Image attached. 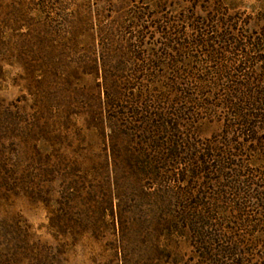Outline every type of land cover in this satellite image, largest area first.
Listing matches in <instances>:
<instances>
[{
  "label": "rangeland",
  "instance_id": "1",
  "mask_svg": "<svg viewBox=\"0 0 264 264\" xmlns=\"http://www.w3.org/2000/svg\"><path fill=\"white\" fill-rule=\"evenodd\" d=\"M248 85L264 90V0H0V264H208L201 192L209 236L243 240L224 262L264 264V209L240 227L226 182L184 181L227 133L240 180L264 172L263 125L227 130Z\"/></svg>",
  "mask_w": 264,
  "mask_h": 264
},
{
  "label": "trees",
  "instance_id": "2",
  "mask_svg": "<svg viewBox=\"0 0 264 264\" xmlns=\"http://www.w3.org/2000/svg\"><path fill=\"white\" fill-rule=\"evenodd\" d=\"M200 30H202V28ZM203 36L204 34H202L201 38H204ZM169 39L170 41L172 40V38H168V40ZM201 41L205 43V40L201 39L199 41L196 40V44L201 43ZM226 77L228 78L230 76ZM223 78H225V76H223L222 79ZM247 87L251 89H242L239 96L233 97L232 93L231 95H227L225 103L227 105V108H231V110H234L233 112L235 117L233 124L227 126V130H238V133H242L244 137H251L252 141L255 140L257 142H260L259 138L255 137L254 135L256 133L255 131L261 129V124L263 125L264 130V90H253L251 85H248ZM232 91L235 90L233 89ZM160 115L162 116V114ZM175 119H179V116L176 115L173 119L166 121L165 125H167V127L162 126L161 129H171V126L174 125L175 122H177V120ZM172 129L173 132L179 131L176 128ZM229 135L230 134L227 133V139H229V143L221 144L222 146H224V148H219L218 146H216V144H212L211 146L205 148L203 153L198 152L200 153V157L195 156L193 159L190 158L189 162L192 163V166L195 167H193V169H189V176H187L189 180L185 178L184 181H189V185H196V182L200 180V176L206 175V180L208 181L207 184H212V182L214 181H216L215 183L220 184L219 180H223L224 182H226L224 185H222L223 191L218 193V196L224 197L226 195H229V192H226L227 190H230L231 192L235 191L234 195L238 194L240 196L237 197V205L233 207V211H235V219L239 221L240 227H244L246 226L244 223L252 222V220H249L248 217L244 218V216L247 215L246 210L251 203L253 204L256 201V203H258L257 205L264 209V172L253 171L246 177V182L240 180V178L245 177V175L242 176L238 173L240 171H244V168L236 164L235 160H233L237 158V155L231 152L233 142L230 140ZM168 137L171 138L170 136ZM167 145H169V148L167 150H169L168 152L171 155L169 156L170 161L175 162L177 160L181 162L182 160L180 159V154L177 153L178 146L175 147L174 144L171 145L170 143H168ZM260 149L264 152V147L259 148V151ZM251 151L253 153H258L256 152V150ZM234 167L241 170H234ZM231 172H233V175L231 174ZM214 173L218 174L217 178L212 179L211 177H209V175H213ZM258 177L259 179H262L260 184V181L256 180ZM261 184H263V186H261ZM241 185H243V187H241ZM245 186L247 187V189ZM199 194L201 198H199V201L194 204L192 210L190 211L193 213V215H189V237L191 243H193V246L199 249L201 258L208 264H228L227 262L225 263L224 260H227L229 257H232L233 260H235V257L246 256V253L241 248L243 240L241 241L240 237L230 238L226 236L225 233L223 235L222 233H219L217 235L211 234L209 236L208 230H212V228L214 227V225L211 223L212 221H214V218L209 217L206 211L207 206H210L211 203L204 202L202 195H205V192H201ZM191 195H193V189H189V197ZM231 201L235 203V200ZM262 214H264V211H262ZM259 223H261L260 220ZM263 223H261V225H264ZM233 233L235 232L233 231ZM233 233L230 232L229 235H232ZM220 239H222V241H225L227 246L230 244L231 245L229 247L223 245L219 246L218 249H215L214 246ZM233 264H245V262L244 260L241 262L236 261L235 263L233 262Z\"/></svg>",
  "mask_w": 264,
  "mask_h": 264
}]
</instances>
